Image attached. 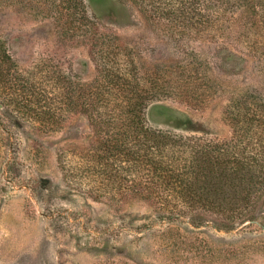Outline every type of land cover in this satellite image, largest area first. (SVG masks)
<instances>
[{
    "label": "rangeland",
    "instance_id": "374dc122",
    "mask_svg": "<svg viewBox=\"0 0 264 264\" xmlns=\"http://www.w3.org/2000/svg\"><path fill=\"white\" fill-rule=\"evenodd\" d=\"M84 1L83 26L66 36L50 12L0 0L12 55L0 60V264H264V201L225 230L204 216L169 220L92 172L98 112L150 89L155 125L235 134L241 104L264 101V0L225 13L223 35L185 39L135 2ZM37 106L56 108L61 125Z\"/></svg>",
    "mask_w": 264,
    "mask_h": 264
},
{
    "label": "trees",
    "instance_id": "16d2710c",
    "mask_svg": "<svg viewBox=\"0 0 264 264\" xmlns=\"http://www.w3.org/2000/svg\"><path fill=\"white\" fill-rule=\"evenodd\" d=\"M15 1L50 12L66 36H74L83 26L84 0ZM121 1L140 4L153 18L167 19L173 33L181 39L223 35L226 25L219 21L225 13L238 11L247 1L254 3V0ZM11 59L9 48L0 40V60L10 62ZM153 88L155 91L154 85ZM150 90L128 96L127 101L116 108L113 106L108 113L98 112L99 129L95 130L94 141L101 149L98 158L101 168L92 172H101L106 185L112 184L122 195L146 199L158 214L169 220L204 216L208 218L207 224L211 221L212 226L225 230H231L239 222L253 221L264 201V101L257 96L252 102L245 100L232 119L237 126L235 134L219 139L155 125L147 104L155 97L151 94L153 89ZM122 91L129 92L127 87ZM89 94L103 98L102 103L95 105L97 110L108 108L106 91ZM71 102H75L74 96ZM36 108H39L35 111L39 119L48 113L53 127L61 125L56 108L53 114L46 106ZM80 151L89 153L84 146ZM101 197L102 194L93 196L94 199Z\"/></svg>",
    "mask_w": 264,
    "mask_h": 264
}]
</instances>
